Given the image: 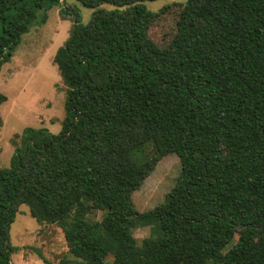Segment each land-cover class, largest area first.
Returning <instances> with one entry per match:
<instances>
[{"label": "trees", "instance_id": "obj_1", "mask_svg": "<svg viewBox=\"0 0 264 264\" xmlns=\"http://www.w3.org/2000/svg\"><path fill=\"white\" fill-rule=\"evenodd\" d=\"M62 1L70 14L65 0H0V71L38 11ZM78 1L126 8L87 24L71 14L54 56L62 128H26L0 168V264L18 249L21 204L62 227L75 257L65 263L264 264V0H187L165 46L149 35L159 13L145 0ZM170 153L175 185L139 211L133 193ZM143 226L152 234L138 243Z\"/></svg>", "mask_w": 264, "mask_h": 264}, {"label": "rangeland", "instance_id": "obj_2", "mask_svg": "<svg viewBox=\"0 0 264 264\" xmlns=\"http://www.w3.org/2000/svg\"><path fill=\"white\" fill-rule=\"evenodd\" d=\"M65 2L71 9L70 14L65 12L63 1L38 11L11 59L1 68L0 92L7 96V100L0 103L3 120L0 126V168L9 166L17 148L22 149L26 128L45 129L51 133H59L62 128L67 85L54 62V56L70 36L74 24L71 14L75 11L80 15L81 22L87 24L96 10L126 8L111 3L90 8L78 0ZM186 2H141L148 10L159 13L149 30L151 39L159 46L167 45L174 37L181 8ZM180 171L181 162L176 153L167 154L159 160L141 187L133 193L137 209L147 211L163 203ZM102 213L96 210L90 217L100 219ZM151 234V226L133 229L138 243ZM9 235L11 246L18 248L11 254L12 264H47L45 260L52 264H76L63 262V259L75 257L69 251L62 227L55 223L38 222L26 204L18 207Z\"/></svg>", "mask_w": 264, "mask_h": 264}]
</instances>
